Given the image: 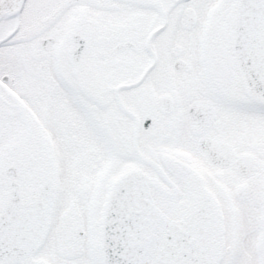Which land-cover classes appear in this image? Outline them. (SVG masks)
<instances>
[{"label":"snow or ice","instance_id":"obj_1","mask_svg":"<svg viewBox=\"0 0 264 264\" xmlns=\"http://www.w3.org/2000/svg\"><path fill=\"white\" fill-rule=\"evenodd\" d=\"M0 264H264V0H0Z\"/></svg>","mask_w":264,"mask_h":264}]
</instances>
